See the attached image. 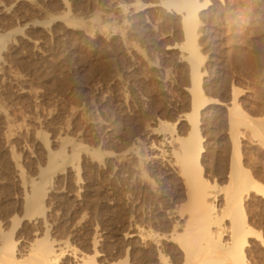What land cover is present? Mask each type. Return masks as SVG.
Returning a JSON list of instances; mask_svg holds the SVG:
<instances>
[{
    "label": "rangeland",
    "instance_id": "1",
    "mask_svg": "<svg viewBox=\"0 0 264 264\" xmlns=\"http://www.w3.org/2000/svg\"><path fill=\"white\" fill-rule=\"evenodd\" d=\"M161 1L0 0V227L21 222L20 250L48 238L68 246L67 262L71 250L92 254L96 234L99 264H157L154 245L126 234L136 222L159 235L183 223L171 137L190 128V58L181 15ZM197 32L211 99L199 118L204 177L219 189L233 97L264 119V0H211ZM240 131L243 165L264 182V147ZM217 203L224 208L222 192ZM245 204L264 238V198L251 193ZM248 242V264H264L260 240ZM136 249L151 256L140 261Z\"/></svg>",
    "mask_w": 264,
    "mask_h": 264
},
{
    "label": "bare ground",
    "instance_id": "2",
    "mask_svg": "<svg viewBox=\"0 0 264 264\" xmlns=\"http://www.w3.org/2000/svg\"><path fill=\"white\" fill-rule=\"evenodd\" d=\"M160 3L181 15L182 46L190 58L191 110L187 115L190 128L184 137H171V142L178 144V148H173L171 154L183 176L187 214L183 223L174 225L169 234L159 235L150 228L145 229L141 222H136L134 230L126 234L124 239H134L138 245H154L160 253L157 264H221L226 261L230 264H248V240L256 238L264 246V238L261 231L249 224L245 202L251 193L264 198V182L257 180L243 165L240 142L243 133L240 127L248 128L264 147V119L249 115L239 106L236 97H233L228 106L232 148L227 180L219 189L208 183L204 177L205 147L199 118L211 99L204 94L201 70L204 59L199 50L200 37L197 29L200 12L210 5L211 0H162ZM33 190L36 194L41 192V188L37 186ZM221 192L224 208H220L217 203ZM225 221L229 222L227 229ZM15 222V227L21 223ZM13 231L4 232L0 227V264H99L96 234L93 237L92 254H78L71 250L69 257L73 260L72 263V260L63 262L68 255V246L63 248L61 244L51 242L48 238H36L20 250ZM165 244H170L175 257L170 259L162 253L165 250L161 247ZM134 252L140 261L151 256L139 249Z\"/></svg>",
    "mask_w": 264,
    "mask_h": 264
}]
</instances>
